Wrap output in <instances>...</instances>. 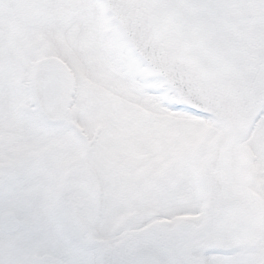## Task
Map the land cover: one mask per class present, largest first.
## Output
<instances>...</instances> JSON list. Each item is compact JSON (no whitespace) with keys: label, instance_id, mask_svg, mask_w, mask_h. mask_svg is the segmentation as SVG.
I'll use <instances>...</instances> for the list:
<instances>
[{"label":"snow or ice","instance_id":"snow-or-ice-1","mask_svg":"<svg viewBox=\"0 0 264 264\" xmlns=\"http://www.w3.org/2000/svg\"><path fill=\"white\" fill-rule=\"evenodd\" d=\"M0 264H264V0H0Z\"/></svg>","mask_w":264,"mask_h":264}]
</instances>
